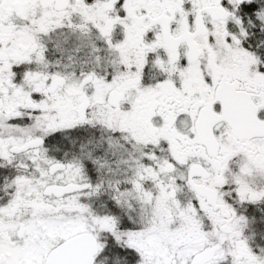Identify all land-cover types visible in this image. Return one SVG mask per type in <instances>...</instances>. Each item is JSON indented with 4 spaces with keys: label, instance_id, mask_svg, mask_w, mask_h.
Segmentation results:
<instances>
[{
    "label": "snow or ice",
    "instance_id": "1",
    "mask_svg": "<svg viewBox=\"0 0 264 264\" xmlns=\"http://www.w3.org/2000/svg\"><path fill=\"white\" fill-rule=\"evenodd\" d=\"M0 264H264V0H0Z\"/></svg>",
    "mask_w": 264,
    "mask_h": 264
}]
</instances>
